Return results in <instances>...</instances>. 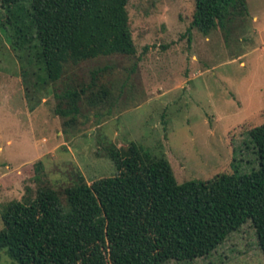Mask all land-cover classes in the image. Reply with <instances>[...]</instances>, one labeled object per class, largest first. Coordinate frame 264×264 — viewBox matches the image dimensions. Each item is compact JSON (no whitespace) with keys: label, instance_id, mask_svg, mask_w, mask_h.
<instances>
[{"label":"rangeland","instance_id":"374dc122","mask_svg":"<svg viewBox=\"0 0 264 264\" xmlns=\"http://www.w3.org/2000/svg\"><path fill=\"white\" fill-rule=\"evenodd\" d=\"M247 3V18L228 34L217 26L205 35L191 28L195 0H130L136 54L69 71L87 83L98 70L118 98L108 113L82 102L77 129H66L56 114L54 89L65 83L34 84L27 53L13 47L0 9V230L3 205L31 196L44 180L62 188L76 171L89 183L114 175L107 141L120 148L135 141L166 156L179 183L234 172L233 164L248 169L246 160L256 159L247 149L249 131L264 124V0ZM13 262L0 250V264ZM190 264H264L253 222Z\"/></svg>","mask_w":264,"mask_h":264},{"label":"trees","instance_id":"16d2710c","mask_svg":"<svg viewBox=\"0 0 264 264\" xmlns=\"http://www.w3.org/2000/svg\"><path fill=\"white\" fill-rule=\"evenodd\" d=\"M129 1L0 0L3 26L13 47L27 53L34 84L65 83L54 93L66 129L78 128L82 102L108 113L118 99L98 70L87 83L69 71L91 59L136 54ZM248 14L247 0H195L191 28L209 35L218 26L228 34ZM249 135L256 159L246 160L248 169L233 164L234 172L182 183L166 156L135 141L126 148L107 141L114 175L89 183L76 171L62 188L44 180L31 196L3 205L0 250L12 264H190L251 220L264 253V124Z\"/></svg>","mask_w":264,"mask_h":264}]
</instances>
